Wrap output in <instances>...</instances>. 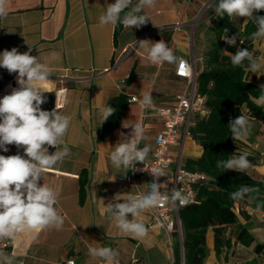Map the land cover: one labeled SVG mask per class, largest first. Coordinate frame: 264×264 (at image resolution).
<instances>
[{
	"label": "crops",
	"instance_id": "crops-1",
	"mask_svg": "<svg viewBox=\"0 0 264 264\" xmlns=\"http://www.w3.org/2000/svg\"><path fill=\"white\" fill-rule=\"evenodd\" d=\"M114 2L8 0V15L0 19V52L15 47L23 53L28 51V44L31 45L30 54L48 66L52 74L51 82L44 87L59 96L61 106L57 111L71 118L69 130L63 138L70 148V155L44 174L45 182L61 187L57 208L65 217L64 227L59 231H41L38 235L19 234L15 241L0 240V251L15 253L12 264H69V261L73 264H104L103 260H92L88 255L89 247L101 246L116 250L119 254L117 263L121 264H132L133 257L139 259L138 264H174L175 240H171L163 230L149 231L145 240L139 242L121 232L105 212V205L114 203L115 196L144 193L150 183L144 175L138 177L136 183L128 182L126 178L130 171L125 175L126 170L115 169L109 156L119 140V133L131 132L130 127L122 126L123 122H140L146 132V139L140 147L144 143L150 144L152 151L148 159L151 158L157 133L162 128V122L153 115V109L171 107L185 90L186 82L176 77V65H152L147 60L145 49L138 43L148 40L150 46L152 42L163 39L176 56L193 60L192 41L205 21L202 18L208 0H157L155 7L144 10L150 18L145 25L139 29L122 27L118 35H115L116 26L99 25V16L107 4ZM255 49L258 60L264 65V40H257ZM249 80L264 85V67L255 74L250 72ZM17 87V74L0 72V98ZM150 90L155 106L145 110L140 99ZM121 94L126 95L129 106L118 127L103 137L106 121L101 124V109L112 107L113 99ZM134 97L136 102L131 101ZM145 114L149 116L144 118ZM249 120L250 134L241 141L236 156L247 153L253 157L255 163L246 173L264 183V123L251 117ZM188 140L192 143L186 148ZM8 148V152L0 150V155L19 152L15 145ZM55 151L56 148L52 153ZM171 154L173 164L164 169L165 177L174 173L180 149H173ZM201 154L202 148L191 137L186 139L183 166L187 158H197ZM83 179L86 186L81 202ZM239 218V226L226 235L231 239V245L220 248L218 254L214 231L208 229L205 264H264V251H255L256 243L264 244V219L258 215H251L248 220L242 216ZM138 219L148 226L152 215L145 211ZM242 225L249 227L256 240L250 246L236 240ZM0 264H5V261L0 259Z\"/></svg>",
	"mask_w": 264,
	"mask_h": 264
},
{
	"label": "clouds",
	"instance_id": "clouds-1",
	"mask_svg": "<svg viewBox=\"0 0 264 264\" xmlns=\"http://www.w3.org/2000/svg\"><path fill=\"white\" fill-rule=\"evenodd\" d=\"M156 3L157 0H115L114 3L107 4L99 16V25H122L126 29H139L150 20L144 10L155 7ZM7 4L8 0H0V19L8 15ZM213 5L217 17L227 14L229 18H244L243 24L252 23L256 28L250 34V39L264 40V15H255L264 11V0H208V6ZM237 39L236 34L223 38L230 46H235ZM240 43L243 44L244 41L240 40ZM138 45L145 49L147 60L152 65L162 66L167 63L176 65L178 69L185 67V61L176 56L163 39L152 42L150 46L148 40H141ZM28 46V51L23 53L15 47L0 52V67L10 74H17L19 85L13 88L10 94L0 98V150L8 152L9 145L23 149V155L19 152L9 156L0 155V240L15 241L19 234L38 235L48 229L59 231L65 224V217L57 208L61 187L45 182L44 174L70 155V148L63 138L69 130L71 118L57 111L58 101L55 102L53 110L42 109L41 106L47 102L45 93L48 92L44 85L51 82L52 74L48 66L38 61L37 56L30 54L32 46ZM224 53L230 57L233 67H247L253 74L264 67L248 48H238L234 54L227 51ZM260 89L261 94L255 98V103L258 107H264V85H261ZM140 105L145 110L155 106L151 90L143 93ZM114 111L110 106L103 107L101 124ZM122 126L130 127L131 132L119 133V140L109 156L111 165L115 169L126 170L125 175L130 170L145 171L146 161L152 151L150 144L144 143L143 147H140L146 139L145 128L140 122H123ZM228 127L234 141H244L250 134L249 117L240 114L229 122ZM49 147L56 148V151L50 154ZM137 163H142L143 169H137ZM217 167L226 171L246 173L253 165L248 159V154L243 153L217 161ZM150 175L152 180L146 185V192L138 196H115L114 203L104 204L105 212L115 226L139 242H143L150 231L149 227L138 219L143 212L166 203L173 206L178 203L183 206L188 202L186 194L178 188H172L170 194L161 190L164 184L160 183V178L166 176L162 167H152ZM114 179L115 177L112 180ZM258 191L256 187L240 185L229 193V198L234 202L251 200V193ZM88 255L92 260H103L104 264H117L119 254L110 247L101 246L89 247ZM0 259H3L5 264H12L15 253L6 254L0 251ZM69 264L73 262L69 261Z\"/></svg>",
	"mask_w": 264,
	"mask_h": 264
},
{
	"label": "trees",
	"instance_id": "trees-1",
	"mask_svg": "<svg viewBox=\"0 0 264 264\" xmlns=\"http://www.w3.org/2000/svg\"><path fill=\"white\" fill-rule=\"evenodd\" d=\"M264 15V11L255 13ZM122 25L116 26L118 35ZM227 29V31H225ZM256 30L255 25L249 23L240 26L227 14L217 17L208 31L213 39L210 43L205 65L198 70L199 91L205 97V114L196 118L191 128V138L202 148V154L197 158H187L184 168L193 173H200L205 179L198 182L195 201L180 210L182 221V240L174 243V264H205L208 257L207 231L212 228L215 234V250L231 245L227 238L229 230L239 226V216L248 220L251 216L250 207L264 206V183L248 173L234 170H222L217 167V161L226 160L237 155L241 141H234L228 124L240 114L254 118L264 123V108L258 107L255 98L261 94L260 85L249 80L250 71L247 67H233L230 57L224 51L235 53L238 48H248L257 58L255 42L250 34ZM237 35L235 46L228 45L223 38ZM240 40L244 43L241 44ZM247 64V62H245ZM47 102L41 107L51 111L55 108L57 94L45 93ZM129 106L126 95L121 94L112 101L114 113L106 120L103 137L111 134ZM23 155V149L19 150ZM251 164L254 158L248 156ZM240 185H248L259 189L251 193V200L234 202L229 193ZM86 181L81 180V202L84 198ZM237 242L250 246L256 242L247 225L240 226L236 237ZM255 251H264V244L256 243Z\"/></svg>",
	"mask_w": 264,
	"mask_h": 264
},
{
	"label": "built area",
	"instance_id": "built-area-1",
	"mask_svg": "<svg viewBox=\"0 0 264 264\" xmlns=\"http://www.w3.org/2000/svg\"><path fill=\"white\" fill-rule=\"evenodd\" d=\"M214 9L213 6H208L206 9ZM217 18L215 12L209 16V20L214 22ZM185 61L184 68H176V77L186 82L185 90L176 97L175 103L171 107H157L153 109V115L162 122V128L157 133L155 139V148L150 159L146 161L145 171H131L126 178L128 182H137L138 177L147 176L151 182L152 176L150 171L152 167H162L169 169L173 164L172 150L180 149V157L176 161V168L174 173L168 177H161L160 183L164 184L162 191L170 194L172 188L182 190L187 198L186 205L173 206L171 203H166L163 206L148 210L152 215V221L148 225L150 231L159 229L163 230L171 240H182L183 229L180 218V210L192 204L197 196V184L199 181L205 179V176L200 173H193L184 168L182 164V154L185 147L186 139L191 137V128L195 125L197 116L204 115L205 97L199 91L197 81L198 68L197 60H190L188 58H181ZM202 60V57L198 58ZM182 73V74H178ZM56 101H60L59 96ZM136 102L137 98L131 99ZM58 108L60 104L58 102ZM144 115V118L148 117ZM264 155V152H263ZM142 163H137V169H143ZM142 193H137V196ZM259 209V210H258ZM251 215H258L264 219V208L262 206H252L249 209ZM139 259L133 257L132 264H138ZM121 264V263H117Z\"/></svg>",
	"mask_w": 264,
	"mask_h": 264
},
{
	"label": "rangeland",
	"instance_id": "rangeland-1",
	"mask_svg": "<svg viewBox=\"0 0 264 264\" xmlns=\"http://www.w3.org/2000/svg\"><path fill=\"white\" fill-rule=\"evenodd\" d=\"M214 9H207L206 13L203 15L202 19H205V21L201 24L199 28V34H203L202 37H200L199 34L195 35V38L192 41V58L193 60H197L198 70L202 69L205 65V59L206 55L208 54L211 40L213 39V35L211 32L208 31V26L212 25V21H210V24L207 23V17L213 13ZM234 22L240 26H243L244 18H233ZM196 57L200 58L202 57V60L196 59ZM190 143H192L191 140H188L186 142V148H189ZM21 149V148H20ZM19 149V150H20ZM2 153V152H1ZM2 155L9 156L7 153H2ZM11 155V154H10Z\"/></svg>",
	"mask_w": 264,
	"mask_h": 264
},
{
	"label": "water",
	"instance_id": "water-1",
	"mask_svg": "<svg viewBox=\"0 0 264 264\" xmlns=\"http://www.w3.org/2000/svg\"><path fill=\"white\" fill-rule=\"evenodd\" d=\"M0 72H8L6 69L0 67ZM54 150V147H49V153L51 154Z\"/></svg>",
	"mask_w": 264,
	"mask_h": 264
}]
</instances>
